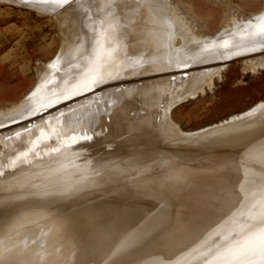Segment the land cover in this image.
<instances>
[{
	"label": "rangeland",
	"instance_id": "obj_1",
	"mask_svg": "<svg viewBox=\"0 0 264 264\" xmlns=\"http://www.w3.org/2000/svg\"><path fill=\"white\" fill-rule=\"evenodd\" d=\"M73 2H74V4L72 6L71 4ZM157 3H159L160 6L164 7L165 9L171 11L170 13H172V15H173L171 17L172 21L175 18L179 17V22H181L180 27H182L183 29L182 28H181V30L177 29V30H175V31H177L175 33V32H173L174 31L173 28H175L173 26H175V25H173L174 23L172 21L168 20L167 23L169 25H167V24L164 25L163 24L164 23L163 18H162V20H160L161 18H159L158 16H155L156 19H154L155 18L153 16V13L155 14V12H153L154 7H155L154 4H157ZM115 5H117V6H115ZM123 6H124V8H123ZM177 6H179V7H177ZM229 6L232 8V10ZM185 7L192 9V11L196 15H198L199 17L202 18V21L207 23L206 33L208 32L209 34H215L219 31H221V29L224 27V23H225L224 17L227 16V13L229 14L231 12L239 11L240 12V13L238 12L239 15H237V13L231 14L232 15L231 19H234L233 23L241 22V20L242 21L244 19L246 20V17H251V15H253V14H257V13L264 11V9H263L264 8V0H103V1H101V0H68L67 3H64L63 0H27L26 4L21 3L18 0H0V115L2 113H5L6 109H9V108L14 107V106H17L18 108L20 107L19 109L23 108L26 105L27 100H29L33 96L39 94L40 90H41L40 92H42V89L45 86V85L43 86V82L45 81L44 79L48 78V76L51 75V73L53 75L50 77V79L47 82L49 85H50V83L57 82L58 79L61 78V75L64 73L70 72L69 74H71L72 70L77 71V68H80L82 70V65H83L82 63H84V62H83V60L81 61L80 58L83 59V57H85L84 54L91 47L94 46L93 41L95 39L92 40V37L95 35L93 37V38H95L96 34H97V29H98L97 20H99L100 17L102 18L105 12H106L105 13L106 16H110V15H111V17L113 16L112 17L113 18L112 20L114 21L113 26L114 27L117 26L116 28H114V30L116 29V32H114V36H112V39L115 40L117 38L116 40H119V41L121 40L119 42V44L124 42V43H122L123 45L122 44L119 45V50L117 52L122 54L121 55L122 60H120L119 63L123 62L124 67H125L121 71H122V73L126 72V74H127L126 76H124L125 78H122V79L128 80L127 82L124 81V86L121 83V81H119V82H115V83L110 84V85L113 84L112 86L115 87L114 84L117 83L118 87L114 88V87H111L109 85H108V87L115 89V91H122L123 92V89L124 88L128 89L131 85H133L130 83H133L134 81H135L134 86L140 85L139 87H144L147 84L149 86H152L151 81L155 77L159 78L158 80L153 79V81H156L154 83L157 85L159 82L161 84H164V83L171 84L172 83L171 86L173 84L177 85L179 82L182 83V81L180 80L182 78L179 79V78L175 77V76H179V74H180V73H178L176 75V72L178 70H181V68L182 69L183 68L189 69V68H194V67L196 68V66L198 67V65H196L194 63V61L196 62L199 59L198 56L203 55L202 53H205V52L202 51L203 48L201 50L198 49L199 51L198 50L194 51V49H193L195 47L194 45L199 42V39L210 40L209 37L204 38V36H202L199 32H197V30L195 31V29H193L192 30L193 33H191V29L193 27V25L190 24L191 20H189V18L185 19L184 16H179L180 13L182 14L181 11ZM88 9H90V10H88ZM108 13H109V15H108ZM225 13H226V15H225ZM99 14H102V15H99ZM233 15H236V16H233ZM98 16H99V18H98ZM237 16H239V17H237ZM157 18H159V19H157ZM231 19H229V20H231ZM249 19L250 20H247V21H254V19L253 20L251 18H249ZM185 22L188 23L189 25L186 24ZM221 22L223 23V25L221 24ZM160 24H162L163 27H161L162 25H160ZM170 24L173 27V28L171 27L173 29V31H171L172 29L168 28L170 26ZM181 24H182V26H181ZM130 25H131L133 30L134 29L137 30V29L142 28L140 31L142 34L140 32H138L139 30L137 31L138 33L141 34L142 37L144 35H146L145 33H148V32H149V34L153 33L152 30H154L155 33L157 30H161V34H162V36H161L159 33L160 31H157L159 33L158 35L156 33L157 36L154 33V34H151V36H149V34H148L146 37L144 36V38L141 37L142 38L141 42L143 43V41H146L147 38H150V37L152 38V35H155L156 37L154 39H156V42L154 41V44H152L151 48H148V49H151L149 51H147V49H145V48H142L141 51H139L140 49L136 50V51L133 49V51H135L134 56H135V58L137 57L136 59L134 58V56H131L134 53L131 49L128 48V46L126 44V42H128V38L131 37V39H132V37H133V34H132L133 30L131 29ZM166 25L168 26L166 28L170 30V32L167 36L172 35L173 33H175V35H176L175 39L173 38L174 40H172L171 43L170 42L168 43V41H170V39H167L168 37L166 36V33L163 35V33L166 31L163 32L162 30H167L165 28ZM77 26H79L78 27L79 29L77 28L79 31L77 33L75 32L77 39L75 38V41L73 43L66 44V41H69V37H70L69 31L72 28H73L72 30H75L76 29L75 27H77ZM150 27H151V29H150ZM159 27H160V29H159ZM176 27H178V26H176ZM95 29H96V32H95ZM144 30H146L147 32ZM171 32H172V34H171ZM138 33L136 35L140 36V34H138ZM116 35H117V37H116ZM179 35H181V36H179ZM158 36L162 37V38L161 39L159 38L160 39L159 40L157 38ZM172 36H174V35H172ZM85 37H87V38H85ZM164 37L166 40L163 39ZM192 37H195L198 40L194 39ZM121 38H123V39H121ZM151 38H150V40H151ZM131 39H129V41H131ZM84 40H86L87 43ZM150 40L147 39V41H150ZM164 40L167 41L168 44L164 43L165 42ZM180 40H182V41H180ZM173 41L176 42L177 44H175ZM79 42H81L82 45H78ZM85 43H86V45H84ZM142 43H140V44L142 45ZM155 43L156 44L158 43L157 46L155 45ZM172 43H174V44H172ZM159 44L161 46H162V44H163V46L164 45L170 46L171 44H172V46L175 45L176 47L174 46L175 47L174 48L171 46L170 47L171 49L168 48V46H166L168 49L164 46L167 49V51L165 50L166 52H168L169 54L173 53L174 55H175V52L172 51V48L177 49V45H178V53H179V51L181 50V46H182L183 51H184V49H187V50H185V52H188L186 55L193 54L192 55V56H194L193 58L196 59L195 54H198L196 56L197 60H192V61H191V59H190V61L188 60L189 62L187 61V63L189 65H187V63H185L186 64L185 65L184 62L182 61L183 66H179V64L177 63L178 62L177 60H178V58L180 59V57L177 58V57H175L176 55L175 56L173 55V57H175V59L171 60L172 58L170 59L169 57H171V56L168 54V59L171 60L170 62H174V64L177 63L176 65L172 64L170 68L162 69V70L159 69V70H157L158 72L152 70L153 73H151L152 71L151 72L149 71L150 74L141 75L143 73V71H141L142 69L140 70L137 67L141 66L140 63L143 64L142 62H144V60H143L144 58L146 60L147 57L149 58L151 56V55L150 56H148V55H149V53H151L152 50H153L152 51L153 56H158V55L161 56L162 55V57H164L162 59L163 60L166 59L167 56H165V54H166L164 51L165 48L163 49V47H161ZM121 45L125 48H122ZM79 46H81V47H79ZM155 46H156V48H155ZM184 46H186V48ZM187 46H188V48H187ZM191 46L193 47L192 49L189 48ZM219 46H220V44H219ZM160 48L163 49L162 50L163 52L161 50L158 51V49H160ZM121 49H122V52H121ZM143 49H145V50H143ZM196 49L197 48H195V50ZM218 49H219V47L218 48L215 47L211 51H213V52L215 51L214 54H216L217 53L216 51H218ZM124 50L125 51L127 50V51L125 52ZM128 50H129V52H128ZM170 51L172 53H170ZM211 51L207 50V52H211ZM127 52H128V54H126ZM200 52H202V53H200ZM88 53H89V51H88ZM178 53H176V54H178ZM125 54H126V58L124 57ZM181 55H185V54L181 53L177 56H181ZM77 57H78V59H77ZM185 57L186 56H184V58ZM181 58H182V56H181ZM189 58H190V56H189ZM189 58L187 57L185 59H189ZM200 58H201V56H200ZM74 59L76 61H74ZM123 59H124V61H123ZM137 59H138V61L139 60H141V61L138 63L136 62L135 66L134 65L131 66L130 64L137 61ZM78 60L80 62H78ZM241 60H244V58L236 59V58L232 57V58L226 59L225 61L222 58V60L220 59L219 62L217 61L216 62L217 64L214 63V65L206 62L207 65H205L204 67H201L200 69H207L208 67L213 68V67H217L219 65H223V66L225 65L224 68L222 69L221 74L216 75V76L214 75L215 76L213 78L214 83L212 84V86H210L211 89L208 86L209 82H202V83L194 86L193 91L192 90L191 91H185V89L181 90V88L179 87L180 84H178V86L175 85L179 89L178 88L177 89H174V88L170 89V91L175 90V92L170 93L169 90L167 91L166 95L168 97V100L170 101V103L169 102H167V103L170 104L171 116L174 119V121L176 122L178 132L182 133V135H184V134L191 135L197 131H201L203 129H206L209 126L215 125L216 123L222 122L231 116L232 117L235 115L242 116V113H243V115L246 114V116L247 115L251 116L252 114H250V113H252V110L254 109V107L257 106L259 103L264 102V66L261 67L258 71H252V70L242 71V65L243 64H242ZM79 63L81 65H79ZM133 64H135V63H133ZM138 64H139V66H138ZM74 65L75 66L77 65L78 67L75 68ZM71 66H73L75 69H72ZM79 66H81V67H79ZM206 66H208V67H206ZM67 68H69V69H67ZM70 68H71V70H70ZM126 68L129 70V73L133 69H136L137 72L139 70L140 73L138 72L139 74H137V72L135 71V73L132 72V73L128 74V70H126ZM129 68H131V70ZM49 69L51 70V72L49 71ZM83 69H84V67H83ZM103 69H104L105 73L111 71V75L114 73V71H117L116 70L117 68H115V66H113V63L105 64L102 67V70ZM111 69H113V70H111ZM54 70H58V71L55 72ZM81 70H79V71H81ZM124 70H126V71H124ZM39 72H41V74ZM149 72H147V73H149ZM194 72H195V70L191 71V73H194ZM174 73H175V75H173ZM196 73L198 74V72H196ZM69 74H67V75H69ZM131 74H133V75L129 78L128 75H131ZM169 74H171V76H169ZM187 74L188 73L185 72L182 76H185ZM145 75H147V76H145ZM154 75H156V76H154ZM159 76H162V77L160 78ZM143 77H145V78H143ZM174 77H175V79H174ZM146 78L147 79L152 78V79H151V81H149V80L147 81V80H145ZM167 78H169V79H167ZM170 78H171L172 82H169ZM42 79H43V82L41 83ZM136 79H138V80H136ZM177 79H178V82L176 83ZM165 80H167V82ZM137 81H139V82H137ZM163 81H164V83H162ZM173 81H175V83H173ZM120 83L122 84V86ZM127 83H129L130 85L129 84L127 85ZM150 83H151V85H150ZM154 83H153V85H154ZM119 85H120V87H119ZM164 85H166V84H164ZM36 86H37V88H36ZM125 86H127V87H125ZM202 87L205 88L204 91H202V92L197 91L199 89L201 90ZM35 89H36V91H34ZM58 89L59 88L55 87L54 91H57ZM70 89L72 90L73 87H70ZM126 89H124V91H126ZM64 90H67V88ZM177 90H179V91H177ZM184 91H185V93H184ZM176 96H178V97L176 98ZM157 97H159V95H157ZM160 97H159V99H160ZM162 97H161V100H162ZM159 99H155L156 102L154 104L156 105V107L162 108V107H164V104L166 102H161L159 105V104H157V103H159V101H161ZM22 100H24V104H21ZM25 100H26V102H25ZM137 100H138V103H140V102H141L140 104L143 103L141 100H139V99H137ZM35 101H37V100H35ZM35 101H34V103H35ZM39 102H40V98L36 103H39ZM176 102H177V104H176ZM172 103L174 104L173 106H172ZM143 104L145 106H147V104H145V103H143ZM86 105H88V104H86ZM93 105H95V104H93ZM18 108L16 110H12L11 112L18 111L19 110ZM44 111H46V110H44ZM44 111H40V114H42L41 112H44ZM78 114H80L81 116ZM16 115L17 114H14L9 118H12ZM30 117H32V115L29 116V118ZM75 118H76V120L75 119L73 120V122L70 124L69 128L72 129L74 132L79 131V129H82L83 135L79 138L80 140L87 137V136L89 138H91L92 134L96 135V136H99L101 134H104L105 136L109 135V137L107 138V140L104 144H101L99 147L94 149L95 150V152H93L94 155H99V152H105V151H107V149H114V148H117L120 151L123 150L126 152H129V150H132V151H130L131 153H129V154L127 153V154L123 155V157H125L123 159H126L127 164L123 166L125 168L123 170H121L122 172L118 173L116 179H113V178H111V176H107L106 174L100 175L99 172L101 171V168L104 165H105L104 166L105 168H107V166L113 168V167H117L118 165H120V163H118L116 161L113 162L112 160L109 159V160L103 161V163H102L103 165L99 164L98 163L99 161H95L93 164H89V162L86 160L89 157L86 154L66 152V150L63 149V147H61V149L58 148L57 150L53 149L50 152H45L43 155H36L35 159L33 158L32 160H29L26 163H24L25 164L24 165L25 166V172L24 173L21 171L16 172L15 174H13V175H15L16 179L12 180V183H8L7 185H0V201H2L3 199L6 201L7 199H11V198H12V202L15 200L13 202V204L11 205V209H9L12 212L10 211V212H7V214H5L4 216H2V217L0 216V223L1 224L6 223L7 221H8L7 223H9V222H11V220L13 221L14 219L16 220L17 218H14V217L15 216L18 217L19 215H21V213H24V212H27V215H29L32 212L34 215V214H36L34 212H37V211H38L37 213H43L45 211L48 212V209L50 210V212L45 213V214H49L50 217H47L48 215H45L43 213V215L41 214L42 215L41 217L43 219L41 217H40V219H34V220L29 218L30 219V221H29L27 218V220L24 219L25 224L14 222V225H13L11 222L7 226H8V229H10L12 227L10 230L11 231L13 230V231L12 232H10V230L7 231L8 237L6 236L5 240H7V238H8L7 241H9V242L13 241L12 242L13 244L20 243L21 239H22V241H23V239L28 240V238H30V236H32L33 231L35 229L40 230L42 228L40 230L41 232H42V230H44V232L46 234L47 233L49 234V232L50 233H54V232L56 233V231L58 232L59 230H62L61 228H63V227L65 229V228H67V226L72 227L73 230L75 229L74 225H75V227L78 226L76 228L77 230H79L78 228L81 227V229L79 230V232H81V233L77 232V230H76L77 233L73 232V230H72V232L75 233V236L78 235V237H76V238L73 237L74 236L73 233L67 234V236L68 235L70 236L71 234H73V236L71 235L70 238H67V239L72 240V242H71V240H69V243L71 242V244L75 240L74 245L76 247L74 245L70 244V246L72 248L66 249L67 255L64 257L63 260H59L58 264H86V262H90L87 264H91V263L92 264H103V263L104 264H112V263L113 264H135L136 262H138L140 264L141 263H145V264H167L168 263L169 264L170 262H171V264H182L183 262L189 260L194 254H196V252L199 251L204 245L206 246V244L207 245L210 244L215 239V237H216L215 234L219 231H222L223 228L225 226H227L228 224H230L235 217L244 215L250 209V207H252L254 205H259V203L261 202V199L264 198V169H263L264 168V165H263L264 164V142H263L264 139H262V138H264V133L261 132V129L264 132V127H260L257 130L258 133L260 132L259 138L258 137L256 138L257 141H258V139H259V141L257 142L256 139H254L255 142L252 140L248 143V146H250L249 145L250 143H251V145L253 143L256 144V145L254 144L255 146L252 145L254 148H252V146L250 148H248L249 150L247 149L248 146L240 147V146H235V144H233L234 142L240 140L243 136L245 137V134L248 133L246 131L250 130V125L245 124L246 127H245V125H243L244 129L237 130L235 132L236 134L235 133L232 134L231 137L232 138L234 137V138L232 139L230 137V139H229V140H231L230 142L228 140V142H226V143H221L217 146V148H215L214 150H211L210 152L204 151L203 148H196V150L191 151L189 154L185 155V153H184L181 155H177L179 158L180 157L186 158V157H190V156H195V157H199L200 159H202V157H205L202 160V162H199V163L197 162L199 160L191 159L190 161H192V162L189 161L188 166L190 165L192 168L194 167L196 169H200V168H197V166L201 165V167H202V166H205L206 163H208V164H206L205 168L210 167L208 169V172L206 173V175L204 177L203 183L201 184V186H203V184L205 186L204 187L200 186V188H198V191L201 190V191H199L200 196L197 198H193L192 197V194H193L192 189H190L188 191V193L182 192V189H180V192H179L180 187H178V186H180L179 184L184 182L183 181L184 177H180V180H182V181H180V180L172 181L171 179L163 178L161 176L162 178L157 177V179L154 182L152 181L149 183V181H147V182L142 181L143 176L141 173H139V172L135 173L133 176V174L130 171H128L131 169V166L134 165V161H136L138 159H142L141 157L138 156L139 153L143 152L146 148H150V147H160V148L165 147V145H167L169 143L167 141V139L163 140L164 142L162 141L161 143H155V142H149L148 143L147 142V143H144L142 145H140V144L138 145L137 143L124 144V142H123L124 138L122 137L124 135V133H121L122 135L120 134V136L117 137V140L115 139L119 144L114 146L113 145L115 142L114 133H118V132H116L114 130V127L111 125L107 126V128L104 126L105 128H103L104 129L103 131H100V132L96 131L97 127H98V125H97V119L98 118L96 116V111L94 110V108L91 107L88 110H85V112L84 111L80 112V113L78 112L75 115ZM5 119L8 120V117H1L0 121H3V120L6 121ZM249 120L252 121L253 118L247 119V124H248ZM107 121H109V119H107ZM162 121H163L162 118H161V120L159 119L157 121L158 122L157 126L159 129H161L160 127H162V126H160L159 123H161ZM10 123H12V122L11 121L5 122L4 124H2V127L5 125H9ZM76 126H77V128H76ZM2 129L6 130L8 128H2ZM2 129H0V130H2ZM238 133L241 135H239ZM261 134L263 135V137ZM202 135L204 136L205 134H202ZM237 135H239V136H237ZM175 137L176 136H173L172 138L169 137L168 139L171 140ZM6 139H8V138H6ZM54 141H57V139L55 138ZM165 141L168 143H166ZM261 141L263 143H261ZM76 142H77V140H75V143ZM259 142H260V144H259ZM75 143H74V145H75ZM70 145H73V144H70ZM68 146L69 145L67 144L66 147H68ZM142 147H144V148H142ZM134 148H137L139 150L134 149ZM242 148L244 150H248L250 155L253 154V157L255 159H252L253 158L252 157L251 158L252 160H250L251 162L249 161V159H243L242 162H240L241 165L237 164V165H230V166H227V165L218 166V164H219L218 162L220 160H224V159L227 160V159H231L234 157L236 158V156L239 154V152L243 151ZM69 149H71V148L69 147ZM69 149H68V151H69ZM181 149H184V148H181ZM239 149H241V151ZM219 150H220V152H219ZM230 150L233 151V156L229 154V152H231ZM135 151H136V154H135ZM234 152L236 154L237 153L238 154L236 155V154H234ZM35 154H37V153H35ZM53 154L56 155V157H55V159L53 158L52 160H50L51 155H53ZM217 154L220 157L222 155L221 158H223V159H220L218 161V159L220 157ZM227 155H229V156L227 157ZM210 156H211V159L208 160L210 158ZM213 156H215V157H213ZM217 156L219 158H217ZM256 156H258V157H256ZM207 157H209V158H207ZM199 158H197V159H199ZM176 160H178V161L171 162V164L163 166L162 169L167 170L170 167H173L178 162L179 163H185L184 160L181 161L182 158L176 159ZM214 160H217L218 162H216ZM205 161H207V162H205ZM212 161H214L215 164ZM203 163H205V164H203ZM73 164H75V166H79V167L82 165H85V166L87 164H89V165L86 166V170L83 173L77 174L74 176H70L68 178L62 179L59 177V178L55 179V178L47 177V174H50L51 172L57 171L58 168L66 169L67 166L68 167L74 166ZM209 164H211V166H209ZM216 164H217V166H215ZM250 164H252V165L250 166ZM253 164H254V166H253ZM62 169H60V170H62ZM161 170H159V172H161ZM261 170H263V171H261ZM190 171H191V168L187 171H184L185 173L183 172L182 174H184V175L188 174V173H190ZM138 176H139V178H138ZM150 179L152 180V178L149 177V180ZM122 180H124V181H122ZM162 180L164 182L166 180H170V181H166L164 183V182H162ZM168 182H171L172 184H169ZM156 183L157 184L160 183V184L156 185ZM166 183H168V184L165 185ZM142 184H144V186ZM150 184H152V185L150 186ZM206 184L208 186H206ZM154 186H156V187H154ZM165 186H167V187H165ZM127 187L130 188L129 191H128ZM136 187L137 188L140 187L139 188L140 190L135 189ZM166 188H169V189H166ZM203 188H206L207 190H205ZM122 189H123V191H117V190H122ZM131 189H133V190H131ZM171 189H174V190H172L173 192L171 191ZM176 189H178V190H176ZM202 190L204 193L202 192ZM33 191H35V192H33ZM112 191L114 193H112V195H111L110 193ZM53 192H55V193H53ZM167 192H169V193H167ZM177 192H179V194L181 193V196L179 194H177ZM94 193H96V194H94ZM100 193L101 194L103 193V195L106 196L104 198L105 202L107 199H108L107 202L109 200H111V201L108 203L107 202L105 203L103 200L104 203H100L101 202L100 199L103 196V195H100ZM31 195L33 197H30ZM80 195H81V199H79ZM176 195H178L180 198L178 196L176 197ZM237 195H238L237 199L232 198V196H237ZM27 196H29V197L27 198ZM52 196H54V197H52ZM68 196H69V199L67 198ZM85 196H86V198H89L90 196L91 197H90V199H86ZM93 196H95L96 198ZM99 196H100V198H99ZM44 197H49V198L47 200V198L45 199ZM57 197H59V198H57ZM182 197H183V199H182ZM73 198L75 200L74 202L71 201V200H73ZM110 198H113V200ZM18 199H20V200H18ZM76 199H77V201H76ZM102 199H103V197H102ZM150 199H152V200H150ZM179 199H181V202H183V203H181ZM33 200H35V201H33ZM38 201H40L39 203H41V201H43L42 202L43 204L37 203L38 208H34V207H37V204H34L35 206L31 207L32 209L30 208V206H25V208L22 207L23 209L21 210V207H20L21 202H22V204H26L27 202H30V204H31V202L36 203ZM79 201H81L83 203V205H81L82 203ZM199 201H201V202H199ZM90 202H92V203H90ZM93 202L96 203L98 206H96V204L94 205ZM148 202H150V203H148ZM179 202H180V204H179ZM184 202L187 204L188 207L184 206L185 205ZM1 203L2 202H0V204ZM74 203H76V204H74ZM134 203L136 204V206H138L137 207L138 210L136 209V206ZM159 203L161 205H164V207L161 206ZM27 204L30 205L29 203H27ZM50 204L52 205V207L48 208L51 206ZM54 204L55 205L57 204L58 206L54 207L53 206ZM63 204H66L65 207ZM73 204H74V206L79 205L81 207L76 206V209H75L74 206H72ZM87 204L92 205L94 207L95 210L93 209V213L90 212V214L86 213L80 217H77L76 212L78 211V209L82 208L83 206H85ZM101 204H103V206L105 208ZM104 204L105 205L107 204V205L105 206ZM139 204L142 205V207H140ZM1 205H0V208H2ZM16 205H18V206H16ZM39 205H41V206H39ZM42 205H44V206L46 205L45 208L47 207L46 208L47 210ZM48 205H50V206H48ZM59 205H61V207ZM100 205H101V207H100ZM157 205L159 207L161 206V208L160 209H159V207L156 208L155 206H157ZM180 205H181V207H180ZM42 207L45 211H42V209H41ZM62 207H64V209L66 207H68L69 210L66 208V210H64L65 211L64 212L62 210L63 209ZM70 207H71V209H70ZM147 207H148V209H147ZM185 207H187V208H185ZM33 208L35 211L33 210ZM56 208H57V210H56ZM140 208H141V210H139ZM151 208H154V209L151 210ZM26 209L27 210L29 209V211H26ZM98 209H99V211H97ZM134 209L138 213L136 211H133ZM146 209L151 214L150 213L147 214ZM157 209L160 210L161 214L159 213V211L157 212ZM165 209H166V211H165ZM51 210H53L54 212ZM59 210H60V213H59ZM161 210H164L165 212L161 211ZM104 211H107L109 213V216H108L107 212H105V214H104ZM109 211H111V212H109ZM153 211H154V213H153ZM51 212H53L55 215L52 214ZM55 212H58V214ZM70 212H72V213H70ZM96 212L98 213V215ZM179 212H181V213L183 212V214H181ZM16 213L17 214L19 213L18 216ZM68 213L70 215H68ZM73 213L75 216L73 215ZM95 213H96V216H95ZM144 213H146L147 216H145L146 214H144ZM60 214H62L64 216V218H62V215H61L60 220H58L57 217H59ZM102 214H103V216H102ZM23 215L27 216L25 214H22L21 216H23ZM51 215L52 216L54 215L57 219L55 217L52 218ZM183 215H184V218H183ZM21 216H19V217H21ZM104 216H107L108 221L105 219ZM144 216H145V218H144ZM156 216H157V218H156ZM45 217H46V219H44ZM67 217H69V218H67ZM100 217H102V218H100ZM11 218H13V219H11ZM50 218L54 219V220L56 219V222H58V223H56L54 221V223H52L53 225L48 224L52 221V220H50ZM74 218H75L76 222L78 221L79 223H76ZM173 218H175V219H173ZM176 218L177 219L179 218V219L177 220ZM61 219L64 222H67V221H69V222H67V224L64 223L65 226L61 225V223L63 224ZM100 219L103 221L104 220L107 221V223H109V224H107L105 221L104 222L100 221ZM109 219H110V221H109ZM39 220H42V221L39 222ZM81 220H83V221H81ZM158 220H159V223H158ZM47 221H49V222H47ZM59 221H61V222H59ZM97 222H98V224H97ZM100 222H102L104 224V225H102V227L100 226L102 224ZM151 222H152V224L157 223L155 225V227H153L154 224L153 225L151 224L152 226L150 225ZM166 222H169V223H166ZM146 223H148V224H146ZM11 224L13 226L10 227L9 225H11ZM40 224L41 225L44 224L43 225L44 227H42ZM68 224H71V226ZM93 224H95V225H93ZM141 224L143 226H140ZM144 224H146V225H144ZM38 225L40 226L39 228L36 227ZM58 225H61V226H58ZM148 225H150V227H148ZM164 225H165V227H164ZM17 227L19 229H17ZM21 227H23V228H21ZM24 228L27 229L31 233H29L27 230H24ZM82 228L85 230H89V229L94 228V233L91 236H94V234H96L95 239H96L97 243H100L99 247L101 249L103 248L102 250L97 247L98 244L96 242H95L96 244H94V245L92 244L93 243L92 241L94 240V238H92L90 235L88 237L89 238L91 237L93 239V240H91V242L87 238V240L85 239L86 241H84L81 244H78V242L81 241L80 235L85 233V230H83ZM146 228H147V230H146ZM156 228H157V230H156ZM163 228H164L166 233L164 232ZM45 229L47 232L45 231ZM30 230H33V231H30ZM23 231L28 232V234H25L26 232H23ZM132 231H133L134 235L132 234ZM144 231H146L145 234H144ZM160 231H161V233H160ZM20 232L22 233V235L24 234L25 236H27V238H25L24 235L22 237ZM41 232H40V238L35 239V240H37V241H35L37 245H35V242L33 240L31 242V245H33V246L35 245V248L31 247V245H30L31 251H29V252H31L32 254H33L34 250H36L37 248L38 249L35 251V253L36 252L39 253L40 252L39 250L43 247H44L43 249L46 248V244H47L46 239L47 238L44 239V237H46V236L43 232H42V234H44V236H42ZM162 232H164V235H162ZM14 233L15 234L18 233L16 235H18L19 238H16L17 236ZM3 234H2V236L6 235V234H4V235ZM29 234H30V236H28ZM217 234H219V233H217ZM160 235L162 236L163 240L160 238ZM96 237L97 238L100 237V238L97 239ZM103 239H105V242L103 241ZM158 239L162 240L163 244ZM77 240H79V241L77 242ZM184 240L186 242H184ZM87 241H89L91 243L92 247L94 246L93 250H95L98 254L104 255V257L102 255H101L102 258L100 256L98 257V255L95 256V254H97V253L91 249L92 247H90L91 246L90 244H89L90 246H88L89 247V249H88V247H87L88 242ZM137 242H138V244H136ZM101 244H103L104 246ZM169 244H170V247H169ZM171 244H173L172 245L173 247L171 246ZM186 244H188V245H186ZM84 245H86V246H84ZM137 245H138V247H137ZM161 245H164V246L166 245V246L164 248V246H161ZM39 246H41V248H39ZM95 246H96V248H95ZM30 247H28V249ZM172 248H173V250H172ZM73 249H74V251H73ZM134 249H136V250H134ZM169 250L172 251L171 254L170 253L167 254V252ZM92 251H93V253H92ZM29 252H27V250H26V253L31 255L30 257H33L34 255H36V256H34L36 258L38 257L37 253L36 254L34 253L32 256V254ZM127 252H129V253H127ZM23 253L24 254H21V256H20V253H18L20 257L16 253H14L10 256H13L16 254L17 256H14L15 259L16 258L19 259V261H21L20 262L21 264H27L30 260L26 261L25 256H23L26 253L25 252H23ZM154 253L156 256H154ZM157 253H159V254H157ZM39 254H41V253H39ZM147 254L149 255V258H148ZM1 255L5 256L4 252L2 253V251H1ZM90 255L93 258L91 257V259H90L89 258ZM123 255H124V258L122 257ZM2 256H0V258ZM74 257H77V258L75 260H73ZM139 257H141V258H139ZM145 257L148 258V260H145L146 259ZM161 257H163V258H161ZM2 259H3V257H2ZM95 259H98L99 261L100 260L101 261L96 262ZM142 259H143V261L145 260V262H140V261H142ZM52 260L53 259L51 258L50 261H52ZM89 260H92L93 262L94 261L95 262L93 263L92 261H89ZM116 260H117V262H116ZM50 261H48L47 263L48 264L54 263V262H50ZM113 261H115V262H113ZM31 262H33V263H31ZM28 264H36V260L35 261L31 260Z\"/></svg>",
	"mask_w": 264,
	"mask_h": 264
},
{
	"label": "bare ground",
	"instance_id": "obj_2",
	"mask_svg": "<svg viewBox=\"0 0 264 264\" xmlns=\"http://www.w3.org/2000/svg\"><path fill=\"white\" fill-rule=\"evenodd\" d=\"M101 1H103V0H101ZM73 4H74V2L71 5L73 6ZM154 5H155V7H154L153 12H155L156 15L153 13V16L154 17L155 16H158L159 18H161L160 20H162V18H163V22H164L163 24L164 25L165 24L169 25L167 23V21L168 20L172 21L171 20V17L173 16L172 13H170L171 11L165 9L162 6H160L159 3L154 4ZM115 6H117V5H115ZM177 7H179V6H177ZM123 8H124V6H123ZM88 10H90V9H88ZM231 10H232V8H231ZM181 12H182L183 15L179 12L180 13L179 16H184L185 19H188L189 18V20H191L190 21V24L193 25V27H194L193 28L191 26L192 27L191 33H193L192 30L195 29V31L197 30V32H199L202 36H204V38L205 37H209L210 40L199 39V42L194 45L195 47L192 45L194 48L192 46L189 47L191 49L193 48L194 51H197L198 49L201 50L203 48L202 51H204L205 53L200 52V53L203 54V55H200L201 58H200V56H198V58L200 60L199 59L197 60V57L196 56L198 54H195V58L196 59H194L193 58L194 56H192L193 54L186 55L188 52H185V50H187V49H184V51H183L182 50V46H181V50L182 51L180 50L179 53H178V45H177V49H174L176 46L174 45L175 46L174 47V46H172V44H174V43L177 44V43L173 41L174 43H172L170 46H168V45H166V46H168V48H170L171 46L174 47V48H172V51L175 52V55H176L175 56L171 51H170V53H172V54H169L168 52H166L168 48L165 45L164 46L167 49L163 46V44H162V46L159 44L161 47H163V49L165 48L164 51L166 50L165 53L167 55L164 53L165 56H167L166 59L163 60L162 58H164V57H162V55L161 56L160 55L153 56V54H152L153 53L152 52L153 50H152L151 53H149V55H148V56H150V55L151 56L149 58L147 57L146 60L144 58L143 59L144 62H142L143 64L140 63L141 66L140 67H137L140 70L142 69L141 71H143V73L141 72L142 73L141 75H143V74H150V72L152 70L153 71H157L159 69L162 70V69L170 68L172 64L173 65H176L178 63L179 66H183V62L185 64V63H187L188 60L190 61V59H191V61L192 60H197L196 62L194 61V63L196 65H198V67L196 66V68L194 67V68H189V69H184V68L182 69L181 68V70H178L176 72V75L178 73H180L179 76H175V77H177L179 79L182 78V79H180L182 81V83H180V82L178 83V84H180L179 87L181 88V90H184L185 89V91H191V90L193 91L194 86H196L197 84H200L202 82H209L208 86L210 88V86H212V84L214 83V79L213 78L216 75L221 74L222 69L225 66V65L224 66L223 65H219L217 67H213L212 68V67H208L209 66L208 65V66H206V67H208L207 69H200L201 67H204L205 65H207L206 62L214 65V63H216L217 61L219 62V60L220 59L222 60V58L225 61L228 58L234 57L236 59L244 58V60H241L242 61V64H243L242 65V71H247V70L258 71L261 67L264 66V11H262L260 13H257V14H253V15H251V17H246V20L244 19L243 21L241 20V22H235V23H233V20L234 19H231L232 18V15L231 14L237 13V15H239L240 12L239 11H235V12H231L229 14L226 12L227 13V16L224 17V21H225L224 27L221 29V31H219V32H217L215 34H209L208 32L206 33V31H207L206 30L207 29V23L204 22V21H202V18L199 17L198 15H196L192 11V9H189V8L185 7V8L182 9ZM105 13H104V15L106 16ZM226 13H225V15H226ZM99 15H102V14H99ZM104 15H103L102 18L101 17L99 18V16H98V18H99V20H97V24L98 25L96 24L98 26V29L96 28L97 29V34L95 33L96 34V37L95 38H93L95 35L92 37V40L95 39L93 41L94 42L93 43L94 46L91 47L88 50L89 53L87 51L84 54L85 57H83V59L80 58V60L81 61L83 60V62H84V63L81 62L83 64L82 65V70L80 68H77L78 67L77 65L76 66L74 65L75 68H77V71L76 70L75 71L72 70V73L71 74H69L70 72L69 73H64V74L61 75V78L58 79L57 82L50 83V85H49L47 82L50 79V77L53 75L51 73V75H49L48 78L45 77L46 79H44L45 80L44 82H43V79L41 81V83L43 82V86L45 85L44 88L42 89V92H40L41 91L40 90L39 91V94L33 96L32 98L30 97L31 99L28 98L29 100H27V102L25 100L26 105L23 108L19 109L20 107L18 108L17 106H14V107H11L9 109H6V112L5 113H2L0 115L1 117H8V120L5 119L6 121H4V120L3 121H0V129H2V128H8L6 130H3V129L0 130V185H7L8 183H12V180L16 179L15 178V175H13V174H15L16 172H20V171L24 173L25 172V166H24L25 164L24 163H26L29 160H32L33 158L35 159L36 158V155H43L45 152H50L53 149L54 150H57L58 148L61 149V147H63V149H65L66 152H74V153H80V154L84 153V154H86L89 157V158L86 159L89 162V164H93L95 161H99L98 163L99 164H102L103 161L109 160V159L112 160L113 162L116 161V162L120 163V165H118L117 167H113V168L112 167H109V166H107V168H105L104 167L105 165H104L101 168V171L99 172L100 175H105L106 174L107 176H111V178L116 179L118 173L119 172H122L121 170H123L125 168L123 166L127 164L126 159H123V158H125V157H123V155L124 154H127V153L128 154L131 153L130 151H132V150H129V152H126V151H123V150L120 151L117 148H114V149H107V151H105V152H99V155H94V153H93V152H95L94 149L97 148V147H99L101 144H104L106 142L107 138L109 137V135L105 136L104 134H101L99 136H96V135H93L92 134L91 135V138H89L87 136V137H85V138H83V139L80 140L79 138L83 135L82 129H79V131L74 132L72 129L69 128L70 127V124L73 122V120L74 119L76 120L75 115L78 112L79 113L80 112H83V111L85 112V110H88L89 108L92 107L96 111V116L98 118L97 119V125H98V127H97V130L96 131H99V132L100 131H103L104 130L103 128H105V127L107 128V126H110L111 125V126L114 127V130L116 132H118V133H114V140L115 139L117 140V137L120 136L121 133H124V135L122 136L124 138V141H123L124 144L137 143L138 145L139 144L142 145V144L147 143V142L148 143L149 142L161 143L163 140H166V139L169 142L168 143V142L165 141L168 144L165 145V147H162V148H160V147H150V148H146L145 147L146 149L143 152H141V153L138 154V156L141 157L142 159H138L137 158L138 160L134 161V165H132L131 166V169L128 170V171H130L133 174V176H134L135 173H138L139 172L143 176V178H142L143 180L142 181H144V182L149 181V183L152 182V181L154 182L157 179V177H159V178H162V177L163 178H168V179H171L172 181H178V180H180V177H184V179H183L184 182H182L181 184H179L180 186H178V187H180L179 188V192H180V189H182V192H184V193L187 192L188 193V191L190 189H192L193 190L192 197L193 198L199 197L200 196V194H199L200 192L199 191H201V190L198 191V188H200L201 184L203 183L204 177H205V175L208 172V169L210 167H206L205 168L206 164H208V163H206V164L203 163V164H205V166H202L203 168L200 165V166H197V168H200V169H196L194 167H193L194 168L193 169L190 165L188 166V162L191 159H196V160H199V161H197L199 163V162H202V160L205 157H202V159H200L199 157H195V156H190V157H186L185 156L186 158H184V157H180L179 158L177 155H181V154H184V153H185V155L186 154H189L191 151L196 150V148H203L204 151L210 152L211 150H214L215 148H217V146L219 144L228 142V140L230 139V137L232 136L233 133H235L237 130L244 129V126L243 125H245V124L246 125H250V130L249 131H246V132H248L247 134L244 133L245 134V137L243 136L240 140L234 142L233 144H235V146H240V147H244V146L246 147V146H248V143L250 141H252V140L254 141V139H256L257 137L259 138L260 132L258 133L257 130L260 127H264V102H261L257 106L254 107V109L252 110V113H250V114H252L251 116H249V115L246 116V114L243 115V113H242V116H237V115H235L233 117L231 116V117H229L228 119H225L222 122L216 123L215 125L209 126L206 129H203L201 131H197L194 134H191V135L184 134V135H182V133H180V132L177 131L176 122L174 121V119L171 116V108H170V104H169L170 101L168 100V97L166 95V93H167L168 90H169L170 93L171 92H175V90L170 91V89L171 88L172 89L173 88L174 89H177L178 87H176V86H178V84L177 85L176 84H173L174 86L173 85L171 86L172 83L171 84H167V83H164V81H163L162 83H164L166 85L161 84L160 82H159L160 84L158 83V85H157V84L154 83L156 81H153V79L158 80L159 78L155 77L153 79L151 78L152 81H151V79H147V78L145 79L147 81L148 80L151 81L152 82V86H149L147 83H146L147 85L144 84L145 85L144 87H139L140 85L134 86V84H135L134 83L135 81H134L133 83H130V84H133V85H131L128 89H126V88L123 87L124 89H126V91H124V89H123V92L122 91H115V89H112L111 88V87H114V86H112L113 84L110 85L111 83H115V82L121 81V83L124 86V81L127 82L128 80H123L122 79V78H125L124 76H126L127 74H126V72L125 73H122V71H121L125 67H124L123 62L122 63H119V61L122 60L121 59V55L122 54L117 52L119 50V45L122 44V43H124V42H122V43L119 44V42L121 40L120 41L119 40H116L117 38L115 40L112 39V36H114V32H116V29L114 30V28H116L117 26L116 25H115L116 27L113 26V24H114V21L112 20L113 19L112 18L113 16L111 17V15H110V16H106L105 17ZM108 15H109V13H108ZM233 16H236V15H233ZM237 17H239V16H237ZM159 18H157V19H159ZM249 18H251L252 20L254 19V21H247V20H250ZM154 19H156V17ZM175 19L172 21L174 23L173 25H175L173 27H175V28H173L171 24H170L169 27L166 25L165 28L166 27H168L169 29H172L173 28L174 31H173V29L171 31H173V32L176 33L177 31H175V30H177V29L181 30L182 27H180V23L181 22H179V17L178 18H175ZM229 19H231V20H229ZM186 24H188V23H186ZM221 24L223 25L222 22H221ZM160 25H162V24H160ZM176 26H178L179 28L176 27ZM181 26H182V24H181ZM78 27L79 26L75 27L76 28V29L74 28L75 30H72L73 28L71 27L72 29L69 31V33H70L69 34L70 35L69 41H66V44L73 43L75 41V38L77 39V36H76L75 32L77 33L79 31L78 30L79 29ZM130 27H131V25H130ZM161 27H163V25ZM96 29H95V32H96ZM131 29H132V27H131ZM141 29H137V30L136 29H134V30L132 29L133 30V33L132 32L131 33L133 34V37H132V39H131V37H129L128 38V42H126L128 48L131 49L132 51H133V49L135 51L140 49L139 51H141L142 48H145V49H147V51H149L151 49H148V48H151L152 44H154V41L156 42V39H154V38L159 33L162 36L161 30H157V31H160L159 33L156 31L157 35L154 32V30H152L153 33H151V34H154L155 33L156 36L155 35H152V38L150 37L151 40H150V38H147L150 41H147V39H146V41H143V43H142L141 42L142 41V38H144V36L146 37L149 34V32L148 33H145L146 35H144L142 37L141 36L142 33L140 32ZM150 29H151V27H150ZM159 29H160V27H159ZM169 29H167L168 31L167 30H162L163 32L166 31V32L163 33V35L166 33V36H167L169 34V32H170ZM137 31L140 32L141 34L138 33ZM144 31H146V30H144ZM137 33L140 34V36L139 35H136ZM175 33L172 34V32H171V34L174 35V36L169 35V36H167L168 38L166 37L167 39H170V41H168V43L169 42L171 43L172 40L175 39V36H176ZM151 34H149V36H151ZM179 36H181V35H179ZM116 37H117V35H116ZM85 38H87V37H85ZM157 38L158 39L159 38L161 39L162 37H159L158 36ZM192 38L197 39L195 37H192ZM121 39H123V38H121ZM129 39H131V41H129ZM163 39H165V37ZM84 41L86 42V40H84ZM180 41H182V40H180ZM86 43L84 45H86ZM140 43H142V45ZM164 43L168 44L167 41H165ZM157 44L155 43L156 46H157ZM219 44H220V46H219ZM78 45H82V43L79 42ZM156 46H155V48H156ZM79 47H81V46H79ZM184 47L186 48V46H184ZM215 47L216 48L219 47L218 51H216L217 52L216 54H214L215 51L214 52L211 51ZM122 48H125V47L122 46ZM187 48H188V46H187ZM195 48H197V49L195 50ZM145 49H143V50H145ZM163 49L160 48V49H158V51H160V50L162 51ZM207 50H210L211 52H207ZM135 51H133L134 54L131 55V56H134L135 55ZM121 52H122V49H121ZM128 52H129V50H128ZM128 52L126 54H128ZM176 53H178V54H176ZM181 53L185 54V55H181L182 58H181V56H177V55H179ZM126 54H125V56L123 55L125 58H126ZM168 54L171 56V57H169L170 59L172 58L171 60H174L175 57H177V58L180 57V59L178 58V60H177L178 62L176 61L177 63L174 64V62H170L171 60L168 59ZM173 55L175 57H173ZM184 56H186L185 58H187V57L189 58V56H190V58L189 59H185ZM134 58H135V56H134ZM77 59H78V57H77ZM74 61H76V60L74 59ZM123 61H124V59H123ZM140 61L141 60L138 61V59H137V61L133 62L135 64L131 63L130 65L131 66L132 65L135 66L136 65V62L138 63ZM78 62H80V61L78 60ZM108 63H113V66H115V68H117L116 69L117 71H114V73L112 75H111V71L105 73L104 72V69L102 70V67L105 64H108ZM79 65H81V64L79 63ZM187 65H189V64L187 63ZM138 66H139V64H138ZM71 67H72V69H75L73 66H71ZM79 67H81V66H79ZM83 67H84V69H83ZM67 69H69V68H67ZM129 69L131 70V68H129ZM70 70H71V68H70ZM79 70H81V71H79ZM111 70H113V69H111ZM126 70H128V69L126 68ZM126 70H124V71H126ZM133 70H131L130 73H132V72L135 73L136 69H133ZM192 70H195V72L194 73H191ZM49 71L51 72L50 69H49ZM54 71L56 72L58 70H54ZM153 71L151 73H153ZM138 72H139V70H138ZM138 72H137V74L140 73V72L139 73ZM147 72H149V73H147ZM185 72H187L188 74L185 75V76H182ZM196 72H198V74ZM39 73L41 74V72H39ZM130 73H129V70H128V74H130ZM67 74H69V75H67ZM133 74L128 75L129 78ZM171 74H169V76H171ZM173 75H175V73ZM145 76H147V75H145ZM154 76H156V75H154ZM159 77L161 78L162 76H159ZM175 77H174V79H175ZM143 78H145V77H143ZM138 79H136V80H138ZM167 79H169V78H167ZM165 81L167 82V80H165ZM137 82H139V81H137ZM169 82H172L171 78H170V81ZM177 82H178V79L176 80V83ZM153 83H154V85H153ZM173 83H175V81H173ZM122 84H121V86H122ZM128 84L129 83H127V85ZM108 85L111 86V87H108ZM114 85H115V87H118L117 86V83L114 84ZM150 85H151V83H150ZM55 87H57L59 89L57 91H54V88ZM70 87H73V89L71 90ZM119 87H120V85H119ZM125 87H127V86H125ZM36 88H37V86H36ZM66 88H67V90H64ZM204 89L205 88L202 87L201 90L199 89L197 91H201L202 92V91H204ZM34 91H36V89ZM177 91H179V90H177ZM185 91H184V93H185ZM157 95H159V97L160 96L161 97L163 96L162 97V100H161V97L159 99V97H157ZM177 97L178 96H176V98ZM39 98H40V102L39 103H36L39 100ZM137 99H139L143 103L147 104V106H145L142 103L144 105L143 106L142 104H140L141 102L138 103V100ZM155 99L161 100V101H159V103H157L159 105H160L161 102H166L164 104V107H162V108L156 107V105L154 104L156 102ZM35 100H37V101H35ZM34 101H35V103H34ZM22 102H21V104H24V100H22ZM167 102H169V103H167ZM86 104H88V105H86ZM93 104H95V105H93ZM176 104H177V102H176ZM173 105L174 104L172 103V106ZM17 108L19 109L18 111L11 112L12 110H16ZM44 110H46V111H44ZM40 111H44V112H41L42 114H40ZM14 114H17V115L14 116V117H12V118H9V117H11ZM31 115H32V117L29 118V116H31ZM78 115H80V114H78ZM248 117L249 118H253V120L252 121L249 120V122L247 124V119H249ZM161 118H162L163 121L161 123H159V124L162 127L159 126L161 128V129H159L158 126H157V123H158L157 121L159 119L161 120ZM107 119H109V121H107ZM10 121L12 123H10L9 125H5V126L2 127V124H4L5 122H10ZM246 125H245V127H246ZM76 128H77V126H76ZM261 132L264 133L262 131V129H261ZM202 134H205V135L203 136ZM239 135H241V134H239ZM239 135H237V136H239ZM173 136H176V137L173 138V139H171V140L168 139L169 137L172 138ZM262 137H263V135H262ZM6 138H8V139H6ZM55 138L57 139V141H54ZM262 139H264V138H262ZM75 140H77L76 143H75ZM116 140H115L116 143L114 142V144H113L114 146L117 145V144H119ZM230 141L231 140H229V142ZM256 141H257V139H256ZM258 141H259V139H258ZM73 142L75 143V145H74ZM263 142H264V140H263ZM263 142L261 141V143H263ZM67 144L69 145L68 147H66ZM70 144H73V145H70ZM254 144L255 143H253L252 145L255 146L256 144L255 145ZM259 144H260V142H259ZM249 145L250 146H248L247 149L252 146L251 143ZM253 146H252V148H254ZM69 147L71 149H69ZM142 148H144V147H142ZM181 148H184V149H181ZM68 149H69V151H68ZM134 149H137V148H134ZM137 150H139V149H137ZM239 150L241 151V149H239ZM248 150H244L243 149V151L239 152V154L237 153L238 155L234 152V154L237 155L236 158L235 157L234 158H231L230 157L231 159H227V160H225V159L224 160H220V159H223V158H221L222 155L220 154L221 155V157H220L217 154L220 157L219 158L217 156V158H219L218 161L219 160L220 161L219 162L217 160H214V161H216V162L219 163L218 166H224V165L230 166V165H237V164L241 165L240 162H242L243 159H249V161L252 160V159H255L253 157V154L250 155V153H249ZM219 152H220V150H219ZM35 153H37V154H35ZM135 154H136V151H135ZM229 154L233 156V151L229 152ZM228 156L229 155H227V157ZM55 157H56V155H54V154L51 155V159L50 160H52L53 158L55 159ZM213 157H215V156H213ZM256 157H258V156H256ZM181 158H182L181 161L184 160L185 163H179L178 162L173 167H170L167 170L162 169L163 166H166L168 164H171V162H176V161H178L176 159H181ZM197 158H199V159H197ZM207 158H209V157H207ZM210 159H211V156H210V158L208 160H210ZM207 161H205V162H207ZM214 161H212V162L214 163ZM190 162H192V161H190ZM89 164H87L86 166H88ZM73 165L74 166H72V167H68L67 166L66 169L58 168L57 171L51 172L50 174H47V177H49V178H55V179L60 177V178L64 179V178H68L70 176H74V175H77V174H81V173H83L86 170V166L85 165H82L80 167L79 166H75V164H73ZM251 165L252 164H250V166ZM209 166H211V164H209ZM215 166H217V164ZM253 166H254V164H253ZM190 168H191L190 173L185 174V175L182 174L184 171H187ZM60 169H62L63 171L60 170ZM159 170H161V172H159ZM261 171H263V170H261ZM149 177L152 178V180L150 179L151 181L149 180ZM138 178H139V176H138ZM122 181H124V180H122ZM166 181H170V180H166ZM180 181H182V180H180ZM162 182H164V181L162 180ZM168 183L169 184H172L171 182H168ZM168 183H166L165 185H167ZM158 184H160V183H158ZM158 184L156 183V185H158ZM142 185L144 186V184H142ZM151 185L152 184H150V186ZM204 186L205 185L203 184V186H201V187H204ZM206 186H208V185L206 184ZM154 187H156V186H154ZM165 187H167V186H165ZM139 188L136 187L135 189L138 190ZM206 188H203V189L207 190ZM129 189L130 188H128V191H129ZM133 189H131V190H133ZM166 189H169V188H166ZM174 189H171V191L174 190ZM176 190H178V189H176ZM117 191H123V189L122 190H117ZM33 192H35V191H33ZM179 192H177V194H179ZM202 192H203V190H202ZM53 193H55V192H53ZM112 193H114V192L112 191L110 194L112 195ZM167 193H169V192H167ZM94 194H96V193H94ZM100 195H103V193L102 194L100 193ZM179 195L181 196V193ZM177 196L178 195H176V197ZM28 197L29 196H27V198ZM30 197H33V196L31 195ZM52 197H54V196H52ZM59 197H57V198H59ZM90 197L89 198H86V196H85L86 199H90ZM93 197H95V196H93ZM102 197H103V199H102ZM102 197L100 199V201H101L100 203H104L105 202L104 198L106 196L103 195ZM183 197H182V199H183ZM44 198L45 199L47 198V200H48L49 197H44ZM67 198L69 199V196ZM99 198H100V196H99ZM232 198L237 199L238 198V195L237 196H232ZM79 199H81V195H80ZM110 199L113 200V198H110ZM18 200H20V199H18ZM35 200H33V201H35ZM103 200H104V202H103ZM107 200H106V202H107ZM150 200H152V199H150ZM179 200L181 202V199H179ZM71 201L74 202L75 201L74 198ZM76 201H77V199H76ZM110 201L111 200H109L108 202H110ZM0 202L3 203V204L1 203L2 205L0 204L1 207H2V208H0V216L2 217L5 214H7V212H10L11 211L9 209H11V205L13 204V202H12V198L11 199H7L6 201L3 199ZM39 202L40 201H38L36 203H34V202L32 203L31 202V204H30V202H27L30 205H28L27 203L26 204H22V202H21V205H20L21 210L23 208H25V206H30V208H31V207L35 206L34 204H37V203L38 204H41L43 201H41V203H39ZM79 202H81V201H79ZM180 202H179V204H180ZM199 202H201V201H199ZM76 203H74V204H76ZM90 203H92V202H90ZM148 203H150V202H148ZM181 203H183V202H181ZM38 204H37V207H34V208H38ZM74 204L72 206H74ZM95 204L96 203H94V205ZM184 204H185L184 206H187V204L185 202H184ZM50 205H48V206H50ZM63 205L65 207L66 204H63ZM81 205H83V203ZM101 205L103 206V204H101ZM101 205H100V207H101ZM16 206H18V205H16ZM39 206H41V205H39ZM42 206L45 208L46 205L45 206L42 205ZM53 206L56 207L58 205L57 204L56 205L54 204ZM59 206L61 207V205H59ZM76 206H79V205H75L74 206L75 209H76ZM96 206H98V205L96 204ZM135 206H136V204H135ZM161 206L164 207V205H161ZM161 206L159 207L157 205L155 207L156 208L159 207V209H160ZM43 207L41 209H42V211H45L43 209ZM51 207H52V205L50 207H48V208H51ZM64 207H62L63 208L62 209L63 211L66 210V208L69 210L68 207H66L65 209H64ZM79 207H81V206H79ZM137 207L138 206H136V209H137ZM140 207H142V205H140ZM180 207H181V205H180ZM187 207H185V208H187ZM34 208H33V210H34ZM70 209H71V207H70ZM93 209H94V207L92 205L87 204V205L83 206L82 208L78 209V211L76 212V216L77 217H80V216H82L83 214H86V213H89V214H90V212L93 213ZM147 209H148V207H147ZM147 209H146V211H147V214H148L150 212H148ZM152 209H154V208H151V210ZM159 209H157V212L159 211V213L161 214V212H160ZM56 210H57V208H56ZM139 210H141V208ZM26 211H29V209L28 210L26 209ZM51 211H53V210H51ZM97 211H99V209ZM111 211H109V212H111ZM133 211H136V210L134 209ZM161 211H164V210H161ZM165 211H166V209H165ZM37 212H34V213H36L34 215H33L32 212L30 214L28 213L29 215H27V212H24V213H21V215L22 214H25L27 216H24V215L21 216V215H19L21 217L18 216V214L20 213L19 212L18 214L16 213L18 217H16V216L14 217L13 216L14 218H17V219L19 218L18 220L17 219L16 220L14 219L12 221L11 219H13V218H11L10 220H11V222H12L13 225H14V222L24 223V221H25L24 219L27 220V218H28L29 221H30L29 218H31L32 220H34V219H40V217L43 215V213L44 214L45 213H48V212H50V210L48 209V212L45 211L43 213H37ZM53 212H51V213L54 214ZM105 212H107V211H104V214H105ZM183 212L182 213L179 212V213L183 214ZM55 213L58 214V212H55ZM59 213H60V210H59ZM70 213H72V212H70ZM96 213H95V216H96ZM153 213H154V211H153ZM107 214L109 216V213L108 212H107ZM144 214H146V213H144ZM147 214L145 216H147ZM45 215H48L47 217H50L49 214H45ZM54 215L53 216L51 215V217L54 218L55 217ZM61 215L62 214H60L59 217H57L58 220H60V216ZM68 215H70V214L68 213ZM73 215H74V213H73ZM97 215H98V213H97ZM102 216H103V214H102ZM145 216H144V218H145ZM69 217H67V218H69ZM104 217L108 221L107 216H104ZM62 218H64L63 215H62ZM100 218H102V217H100ZM156 218H157V216H156ZM183 218H184V215H183ZM44 219H46V217ZM56 219L54 220V219H51L50 218V220H52V221L50 223H48V224H52V223H54V221L56 222ZM173 219H175V218H173ZM74 220H75V218H74ZM40 221H42V220H39V222ZM49 221H47V222H49ZM61 221H62V219H61ZM61 221H59V222H61ZM81 221H83V220H81ZM100 221H103V220L100 219ZM107 221H105V222L107 223ZM109 221H110V219H109ZM7 222L6 223H3V224L0 223V237H1L0 238V256H2L1 255V251H2V253L4 252V254H5V256H2L3 259H2V257L0 258V264H21L20 263L21 261H19V259H17V258L15 259L14 256H17L16 254H18V253H20V256H21V254H24L23 252L26 253V250H27V252L31 251V247L35 248V245H37L36 242H35L37 240H35V239H39L40 238V232H41L40 230L42 228L40 230H38V229L37 230L35 229L34 231L33 230H30V231H33V234H32V236H30V234L28 235V236H30V238H28V240L23 239V241H22V239L20 238L21 239V242L20 243L13 244L12 243L13 241H11V242L7 241L8 238H7V240H5V238L7 236V231L12 228L11 226H13L12 224L9 225L11 228L8 229V226L7 225L10 224L11 222H9V223H7ZM62 222H63V224L61 223V225H64V223L67 224V222H69V221H67V222L62 221ZM75 222H76V220H75ZM56 223H58V222H56ZM76 223H79V222L77 221ZM100 223H102V222H100ZM158 223H159V220H158ZM166 223H169V222H166ZM97 224H98V222H97ZM107 224H109V223H107ZM142 224L140 226H143ZM146 224H148V223H146ZM146 224H144V225H146ZM151 224H152V222L150 223V225ZM156 224H154L153 227H155ZM43 225H41V226L44 227ZM61 225H58V226H61ZM68 225L71 226V224H68ZM93 225H95V224H93ZM102 225H104V224L102 223L100 226L102 227ZM150 225H148V227H150ZM36 227L39 228L40 226L38 225ZM77 227L78 226L75 227V225H74V228H75L74 230L75 231L72 229V227L67 226L68 229L67 228L64 229V227H63V228H61L62 230H59L58 232L55 230L56 233L55 232L54 233H50L49 232V234L48 233L46 234L44 232V230H42V232L46 236V237H44V239L47 238L46 239L47 240L46 241L47 244L45 243L46 244V248L43 249L44 247L41 248V246H39V248H41L39 250L40 251L39 253H41V254H39V253L36 252L37 255H38L37 258L34 257L36 255L33 256V254L35 253V251L38 248L36 250H34L33 254L31 252H29V253L32 254V256L34 258L33 257H30L31 255H29L28 253H26L27 255L26 254L23 255V256H25V260L26 261L27 260H30V261L31 260H34V261L36 260V264H48L47 262L50 261L51 258H52L53 260L50 261V262H54L53 264H58V261L59 260H63L64 257L67 255L66 249H69V248L71 249L72 248L70 246L72 240L71 239H67V238H70V236L71 235L73 236V234H74L73 237H75V238L78 237V235L75 236V233H73V232H76V230H77L76 228ZM164 227H165V225H164ZM262 227H264V198L261 199V202L259 203V205H254V206L250 207V209L244 215L235 217L230 224H228L227 226H225L223 228L222 231L217 232L219 234H217V233L215 234L216 237H215V239L210 244H208V245L206 244V246L204 245L199 251L196 252V254H194L189 260L183 262L182 264H264V257L261 256V253H260V251L258 249L255 250V251H247V252H244L241 255H233V252H235V250L238 248V245L242 244L244 242V240L249 236L250 233L258 232L259 229L262 228ZM21 228H23V227H21ZM17 229H19V228L17 227ZM78 229L80 230L81 227H79ZM24 230H27V229L24 228ZM72 230H73V232H72ZM79 230H77V232H79ZM83 230H85V229H83ZM146 230H147V228H146ZM156 230H157V228H156ZM163 230H164V228H163ZM12 231L10 230V232H12ZM45 231H46V229H45ZM23 232H26V231H23ZM28 232H26L25 234H28ZM42 232H41V235L44 236V234H42ZM145 232L146 231H144V234H145ZM164 232H165V230H164ZM164 232H162V235H164ZM3 233L6 234V235H4ZM29 233H31V232H29ZM69 233H73V234H71L70 236L68 235L69 236L68 237L67 234H69ZM79 233H81V232H79ZM93 233H94V228L93 229H89V230H85V233L82 234V235H80V240L81 241L78 242L79 240H77L78 244L83 243L84 241L87 240V238H88V240H90V242H91V240H93L92 238H94V240L92 241L93 242L92 244L93 245L96 244L97 243V241L95 239V235L96 234H94V236H91V235H93ZM160 233H161V231H160ZM2 234L4 236H2ZM16 234H18V233H16ZM132 234H133V231H132ZM21 235H22V233H21ZM23 235H22V237H23ZM89 235L92 237V238L90 237L91 239L88 237ZM16 236H17L16 238H19L18 235H16ZM25 238H27V236H25ZM99 238H97V239H99ZM160 238L163 240V238H162L161 235H160ZM32 240L35 242V245L34 246L31 245ZM69 240H71L70 243H69ZM158 240H160V239H158ZM162 240H160L161 243H162ZM74 241H73V243L71 245H74L75 244ZM103 241L105 242V239H103ZM87 242H88V244H87V247H88V246L91 245V243L89 241H87ZM184 242H186V241L184 240ZM97 244H98V246L97 245L96 246L98 248H100L99 247V244L100 243H97ZM103 244H101V245H103ZM136 244H138V242ZM30 245H31V247H30ZM172 245L173 244H171V246ZM186 245H188V244H186ZM84 246H86V245H84ZM96 246H95V248H96ZM161 246H164V245H161ZM165 246H164V248H165ZM28 247H30V248L28 249ZM90 247H92V245ZM93 247L91 248L92 250H93ZM137 247H138V245H137ZM169 247H170V244H169ZM88 249H89V247H88ZM134 250H136V249H134ZM172 250H173V248H172ZM229 250H232V251H229ZM73 251H74V249H73ZM93 251H95V250H93ZM93 251H92V253H93ZM169 251L167 252V254L168 253L171 254L172 251H170V252ZM14 253H16V254L13 255V256H10V255H12ZM127 253H129V252H127ZM155 253H154V256H156ZM157 254H159V253H157ZM97 255H98V257L100 256L101 258H102V256L104 257V255H102V254H98V253L95 254V256H97ZM18 256H19V254H18ZM77 257H74L73 260H75ZM91 257L92 256L90 255L89 258L91 259ZM122 257L124 258V255ZM139 258H141V257H139ZM148 258H149V255H148ZM148 258H146L145 260H148ZM161 258H163V257H161ZM98 259H95V261L96 262L97 261L100 262L101 260L99 261ZM145 260L143 261V259H142V261H140V262H145ZM89 261H92V260H89ZM113 262H115V261H113ZM116 262H117V260H116ZM31 263H33V262H31ZM87 263H90V262H86V264ZM135 264H140V263L136 262ZM141 264H145V263H141ZM169 264H171V262Z\"/></svg>",
	"mask_w": 264,
	"mask_h": 264
},
{
	"label": "snow or ice",
	"instance_id": "obj_3",
	"mask_svg": "<svg viewBox=\"0 0 264 264\" xmlns=\"http://www.w3.org/2000/svg\"><path fill=\"white\" fill-rule=\"evenodd\" d=\"M63 2L67 3L68 0H63ZM257 249L260 251L261 256L264 257V227L260 228L258 232L250 233L244 242L238 245L233 255H241L244 252L255 251Z\"/></svg>",
	"mask_w": 264,
	"mask_h": 264
},
{
	"label": "water",
	"instance_id": "obj_4",
	"mask_svg": "<svg viewBox=\"0 0 264 264\" xmlns=\"http://www.w3.org/2000/svg\"><path fill=\"white\" fill-rule=\"evenodd\" d=\"M18 1H20L21 3H27V0H18Z\"/></svg>",
	"mask_w": 264,
	"mask_h": 264
}]
</instances>
